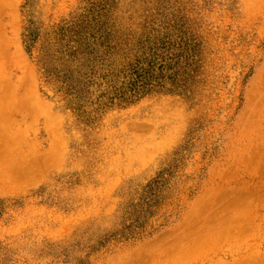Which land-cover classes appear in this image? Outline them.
I'll return each instance as SVG.
<instances>
[{
	"label": "rangeland",
	"instance_id": "374dc122",
	"mask_svg": "<svg viewBox=\"0 0 264 264\" xmlns=\"http://www.w3.org/2000/svg\"><path fill=\"white\" fill-rule=\"evenodd\" d=\"M0 68V264H264V0H0Z\"/></svg>",
	"mask_w": 264,
	"mask_h": 264
},
{
	"label": "bare ground",
	"instance_id": "6f19581e",
	"mask_svg": "<svg viewBox=\"0 0 264 264\" xmlns=\"http://www.w3.org/2000/svg\"><path fill=\"white\" fill-rule=\"evenodd\" d=\"M1 86H2V88L3 87L9 88L10 91H12V88H14V84L5 76V72L2 70V68H0V87ZM6 94H7L5 96L6 99L8 97H10L8 100V104H10V105L14 104L16 102V99H18V98H16L17 97L16 95L12 97L13 92L8 91ZM18 100L21 102H24L23 104L29 103L28 101L26 103L25 100H22V95ZM5 102H4V105H5ZM14 114L15 113H12V112H11V114H7V115H9V117L5 116L4 113L1 114L0 115V128L3 127V122H5L7 119H9L11 117H14ZM2 119H3V121H2ZM21 157L23 158L21 149H19V148L15 149V147L13 145H7L4 143H2V144L0 143V160H4V158H6L7 160L11 161L10 164L7 163V167H6L7 170H9L11 172L15 171L16 173L22 172L21 168L19 167V166H21L20 163L22 162V159H20ZM17 168H18V170H17ZM2 172H4V171H1V169H0V176H5V175H3L4 173H2Z\"/></svg>",
	"mask_w": 264,
	"mask_h": 264
}]
</instances>
